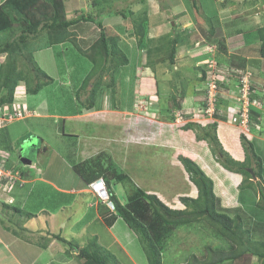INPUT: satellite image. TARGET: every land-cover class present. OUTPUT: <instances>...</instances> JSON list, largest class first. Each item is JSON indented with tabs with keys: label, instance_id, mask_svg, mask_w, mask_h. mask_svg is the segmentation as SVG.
I'll return each mask as SVG.
<instances>
[{
	"label": "rangeland",
	"instance_id": "obj_1",
	"mask_svg": "<svg viewBox=\"0 0 264 264\" xmlns=\"http://www.w3.org/2000/svg\"><path fill=\"white\" fill-rule=\"evenodd\" d=\"M93 1L66 0L67 17L74 18L81 13L96 14L98 11ZM193 1L146 0L144 7L135 0L113 1L118 9H127L130 8L128 5H131L133 12H140L148 7V39L170 36L173 34V27L176 33L187 31L188 35H191L189 44L178 48L175 64H171L169 55H165L152 59L155 68H147V50L140 51L138 39L131 35L132 25L129 22L133 23L135 16L128 15V20L122 17L104 18L108 34L120 37V46L130 61L120 78L122 84L118 105V109L124 110L128 115L112 112V103H118V99L115 100L109 91L105 92L106 102L104 98L101 107L95 110L98 112L82 119L67 121L60 116L55 119L39 117L34 119L33 123L30 117L34 114L30 113L29 109L25 111L26 108L20 111L22 116L13 115L22 122L18 123V128L15 126L11 142L29 136L22 144L27 145L26 152L33 158H27L26 162H33V165L30 171L25 170L29 178L17 179L19 182L13 183L17 189L13 191L12 206L22 210L16 212L3 209L0 204V229L6 231L5 239L0 242V264H31L36 258L38 259L34 264L84 263L85 260L79 251H73L67 243L54 238L53 251L41 250L51 241L53 234H60L64 239L78 242L81 247H85L97 234L104 246L113 241L122 245L128 259L132 261L129 263L148 264L139 241L136 237L132 238L125 224H117L115 229H111L99 216V223L104 225V230H94L91 222L87 220L90 207H93L94 201L98 204V198L94 197L91 190L93 196L86 194L85 197L80 193L83 191V184L73 169L82 161L76 152L78 145L94 151L92 157L103 152L105 165L114 167L116 171L129 177L126 184H114L123 200H127V195L133 193L137 187L146 193L157 195L169 207L181 210L186 209L181 197L196 199L199 195L181 162V157H191L214 182L217 211L232 218H242L253 239L264 241V199L261 195L262 189L264 192V171L261 177H258L253 169H250L253 178H248L228 172L216 157L218 155L224 158L228 153L236 160L244 161L248 156L255 161L249 147L252 144L264 162V61H261L257 69L248 67L247 72L243 70L241 77L231 71V67L235 69L245 58H248L245 60L249 62L259 57L260 42L255 36L257 37V29L264 26V0H196V6ZM239 30L241 33H237ZM76 31L69 45L63 49L57 48L63 51L60 58L54 59L56 52L49 54L52 52L44 51L36 54L41 67L52 75L55 81L54 86L50 85V95L49 89L47 92L45 87L38 94L28 97L35 103L46 98L45 102L48 103L51 113L74 114L81 108L75 105L73 90L62 79L78 81L76 91L81 87L91 65L87 58L75 50V45L78 43L80 47L87 49L92 45V41L97 39L99 31L96 28L93 30L97 37L86 31L84 39H81L83 34L78 28ZM14 40L13 32L0 33V45ZM34 40L31 38L30 41ZM2 57L5 63L7 54H0V58ZM24 64L32 67L27 58H21L19 65L22 67ZM57 70H61L65 75L58 74ZM20 84L26 87L24 82ZM215 84L218 89L211 90ZM184 89L185 95L182 94ZM245 93L246 97L253 98L254 102L251 104L252 110L247 108L248 122L242 123ZM79 96L81 97V94ZM174 98L181 107L173 103ZM82 100H85V96L79 101L82 103ZM239 111L241 113L238 118ZM29 114L31 116H28ZM1 115L0 112V120H5ZM171 115L174 116L173 120ZM189 122L195 123V126L185 130ZM214 123L218 125L217 131L214 132L218 143L210 144L200 140L206 137V133H213ZM93 129L96 132L95 137L99 139L92 137ZM76 134L87 140L80 138V142H76ZM242 136H245V141ZM107 138L110 141L107 142ZM6 139L0 140L6 142ZM41 139L44 142L40 145ZM243 142L249 153L242 146ZM22 144L17 147L12 143L14 151L20 152ZM2 147L8 146L4 143ZM6 155L11 156L9 152ZM252 167L255 170L254 163ZM5 173L7 176L8 172ZM49 177L52 182L58 177L59 182L65 186L75 180L77 183H74L75 189L67 190L69 194L61 192L58 197L50 192L53 191L50 181L45 182ZM3 181H6V187L13 186L5 178ZM22 182L27 186L36 183L24 189L20 188ZM244 183H251L252 188L242 190L241 185ZM26 189L34 192L27 196ZM7 193L9 194L8 191ZM7 193L0 191V203L8 198ZM259 205H262V208ZM92 209L96 215L98 206ZM28 213L36 218L27 216ZM51 215L55 221L58 220L53 226L49 223ZM59 219L65 223L69 220L68 225L59 226ZM44 223L46 228H43ZM34 227L36 232L31 229ZM19 236H24L26 240ZM163 244L164 248L161 250L164 264H187L194 260L193 257L202 261L213 253H227L234 248L230 241L202 220L175 228ZM39 251L42 252L41 255ZM117 255L120 259V254ZM225 264L261 263L258 257L247 254Z\"/></svg>",
	"mask_w": 264,
	"mask_h": 264
},
{
	"label": "trees",
	"instance_id": "obj_2",
	"mask_svg": "<svg viewBox=\"0 0 264 264\" xmlns=\"http://www.w3.org/2000/svg\"><path fill=\"white\" fill-rule=\"evenodd\" d=\"M113 1L118 0H94L93 5L98 11L96 14L81 13L77 17L68 18L66 0H4L0 4V33L13 32L15 40L0 45V54H7V59L0 69V108L14 103L15 92L20 82L25 83L26 91L30 95L38 94L45 87L52 84L54 79L38 65L34 58V53L60 44L70 43L71 38L77 32V28L82 30L83 24L92 23L95 24L100 32L94 43L86 50L82 49L78 43L74 44L75 49L87 58L91 65L89 73L78 89L77 97L81 100V97L85 96V100H82V103L85 108L91 110L101 107L102 101L106 97L105 92L109 91L115 100L118 99V103H115L116 101L112 103L113 110L118 109L120 85L122 84L120 78L123 69L129 66L130 61L127 53L120 46V37L108 34V30L104 25V18L106 17H122L128 20V15L135 16L133 23L128 22L132 25L131 35L138 39V49L140 51L147 50V58L149 59L146 63L147 68H155V62L152 59L165 55H169V62L175 64L178 48L189 44L191 35H188L187 31L176 33L174 31L175 27H173V34L170 36L164 35L158 39H148L150 20L148 7L146 10L133 12L131 5H128L130 8L127 9H118V6ZM122 1L125 2V0ZM135 1L142 4L143 7L146 4V0ZM193 4L196 6V0L193 1ZM163 7L168 8L165 5ZM237 33H241V30ZM31 38L35 40L30 41ZM247 38L249 40V37ZM255 38L260 42L259 57L252 56V58L256 57L257 59L249 60V62L245 60H248V58H245L235 69L231 67L233 74H238L237 76L241 77L243 70L246 71L248 67L252 70L257 69L261 61H264V26L257 29V37L255 36ZM151 43L155 44L151 46ZM241 49H238L239 52L244 54ZM21 58H27L32 67L27 64L21 67L19 65ZM36 78L40 80L37 81ZM80 94L81 97L79 96ZM182 94L185 95V89ZM251 100L253 101V98ZM173 103L181 107L176 98L173 99ZM252 108L250 106V110ZM171 119H174L173 115H171ZM194 126L195 123L189 122L185 130L192 129ZM212 129L213 133H206V137L200 140L208 141L210 144L218 143L217 135L214 133L217 131L218 125L214 123ZM0 137V139L7 138L6 142L0 140V149L12 154L14 150L8 145L11 142L9 131L6 127L0 129ZM242 139L245 141V136H242ZM4 143L8 147H2ZM242 146L247 151L244 142ZM249 147L255 161L248 156L244 161L236 160L225 151L226 158L218 157L217 154L216 157L228 172L253 178V174L250 173V169H253L255 176L261 177L260 175L264 171L263 159L257 154L255 145L250 144ZM33 151L35 152V150ZM102 154L104 155L102 152L94 157L82 160L73 167L85 186H89L101 178L106 183L108 200H98V213L96 211L97 214L95 215L98 219L93 215L87 219L91 222L94 230H97V228L104 230V225L99 223L100 217L104 219L106 226L111 229H115L117 224H125L132 238L136 237L139 241L147 263L164 264L161 248H164L163 243H166L173 230L202 220L230 241L234 248L227 253H213L209 258L202 261L197 259V257H193L194 260L187 262V264H225L247 254L258 257L259 262L264 264V241H255L253 239L251 231L245 228L242 218L238 216L232 218L226 213L217 211L214 182L191 157H181V162L190 176V181L198 189L199 195L196 199L181 197V202L186 206V209L181 210L169 207L157 195L146 193L143 189H138L137 187L133 193L127 195L126 201L123 200L114 184L118 185L117 182L126 184L129 181V177L118 172V170L116 171L114 167L105 165ZM4 163L6 164L1 165L2 167L15 172L21 171L23 178L27 177L25 170L27 171L31 168V166L26 167L13 154L8 159V162ZM252 163L256 166L255 170L252 167ZM21 165L25 166L22 167ZM113 181L116 183H113ZM35 183L28 186L26 184L21 186L20 184V188L23 187L25 189L26 187L34 186ZM251 186V183H244V185H241V189H251ZM16 189L15 187L14 191ZM26 191L28 192L27 196L34 192H30L29 189H26ZM261 195L264 199L263 189L261 190ZM3 207L6 209L9 206L3 205ZM259 207L262 208V205H259ZM9 208L16 212L21 211L16 206ZM28 215L30 217L33 216L30 213ZM93 218L95 221L92 220ZM53 238L67 243L73 251H79V254L85 260L83 264H131L129 262H132L131 259H128V255L122 245L113 241L108 246H104L101 244L97 234L85 247H81L78 242L64 239L60 234H53L50 240L52 241ZM51 241H48L44 248H47ZM111 245L112 247H110ZM117 253L120 254V259Z\"/></svg>",
	"mask_w": 264,
	"mask_h": 264
},
{
	"label": "crops",
	"instance_id": "obj_3",
	"mask_svg": "<svg viewBox=\"0 0 264 264\" xmlns=\"http://www.w3.org/2000/svg\"><path fill=\"white\" fill-rule=\"evenodd\" d=\"M3 1L4 0H0V4H2L3 3ZM105 21L106 20H104V24H105ZM91 26H93L94 27V29L96 28V26H95V24H83V29L82 30H79V32H81V34H83L82 36H80L81 37V39H84L85 37H84V34H86V31H88L90 34H94V37H97L96 36V33L93 31L94 29H93V27H91ZM106 27V26H105ZM97 29V28H96ZM98 30V29H97ZM99 31V30H98ZM100 33V32H99ZM98 36H99V34H98ZM98 38V37H97ZM95 41V40H94ZM94 41H92V44L94 43ZM83 42V41H82ZM67 45H69V43H64V44H60V45H57V46H53V47H51V48H48V49H45V50H42V51H37V52H35L34 53V57H35V60H36V62L38 63V65L41 67V65H40V63H39V59L37 58L36 59V54H39V53H42V52H44V51H49V52H52V53H49V54H54L55 52H56V55H55V57L56 58H54V59H58V58H60V56H62V52L63 51H61V49H57L58 47H62V49L63 48H65ZM73 48V47H72ZM89 48V47H88ZM87 48V49H88ZM82 49H84V48H82ZM65 50V49H64ZM76 50V49H75ZM84 50H86V49H84ZM4 63V57H2V58H0V67H1V65ZM42 68V67H41ZM43 69V68H42ZM45 72H46V70L45 69H43ZM50 77H52L53 78V76L52 75H50L48 72H46ZM57 73L58 74H60V75H65V74H62V72H61V70H57ZM66 74H67V72H66ZM70 76V75H69ZM62 77V76H61ZM64 77V76H63ZM54 79V78H53ZM55 81V80H54ZM62 81L68 86V87H70V89H72L73 91V94H74V97L73 98H75L76 100L74 101L75 102V105L76 106H80L81 108L79 109V110H77V112H75L74 114L72 113H67V114H57V113H51V112H49V110H48V103H46L45 102V100H46V98H44L43 100H41V101H38V102H31V100L29 99V95L30 94H28V92L24 89V85H19L20 87L18 88V91L16 92V96H15V100H14V103L12 104V105H10V106H5V107H2V108H0V112H1V116L4 118L5 116H6V113H9V112H12L13 111V108H15V104L19 107H22V109L24 110L25 108V111H29L30 110V113H32V114H34L32 117H30L31 118V120H32V122H33V120L34 119H36V118H39V117H43L44 119H49V118H57L58 116H60V117H64L65 118V120H73V119H82L83 117H85V116H88V115H90V114H92V113H94V112H98V111H95L97 108H94V109H91V110H88L87 108H83V104L79 101V99H78V97H77V92H78V90L76 91V88L78 87V85H79V83H78V81H72V80H65V79H62ZM83 81V80H82ZM54 84V82L52 83V85ZM51 85V84H50ZM50 85L49 86H47V88H46V90H47V92H48V89H49V95H50V93H51V88H50ZM54 86V85H53ZM57 86V85H56ZM136 92H138V90L136 91ZM47 96H48V94H47ZM74 100V99H73ZM136 104H137V102H136ZM29 107V108H28ZM2 109V110H1ZM29 109V110H28ZM85 110V111H84ZM98 110V109H97ZM7 111V112H6ZM3 112V113H2ZM6 112V113H5ZM112 112H115L116 114H122V113H124V115L126 114V115H128L129 113H126V112H124V110H119V109H116V110H113ZM131 114V113H130ZM28 116H31V114H29ZM121 118V117H120ZM85 119V118H84ZM27 120V119H26ZM28 120H29V118H28ZM25 121V120H24ZM20 122H22V121H14V122H12V123H8V124H3V121L2 120H0V129H2V128H4V127H6V129L9 131V134H10V137L12 138L13 137V134L15 133V126H17L18 125V123H20ZM26 122V121H25ZM34 123V122H33ZM17 128H18V126H17ZM16 128V129H17ZM11 129V130H10ZM14 130V131H13ZM94 130V129H93ZM94 135H92V137L94 138V139H99L98 137H95V135H96V132H95V130H94ZM16 135V134H15ZM76 138H77V141L76 142H78V140H79V142H80V138H82V140L83 139H85V140H87L85 137L83 138V137H80L81 135L80 134H76V135H74ZM15 137V136H14ZM26 137L24 136V137H22L21 139L23 140V139H25ZM22 140H20V141H22ZM94 142H96V141H98V140H93ZM106 141L108 142V141H110V139L109 138H107L106 139ZM42 142H44V140L43 139H41V142H40V144H42ZM92 142V141H91ZM78 148L79 149H76V152L79 154V157H81L82 159H80V160H85V159H87V158H90V157H92V152H94V151H91V149H88V148H86V147H79V145H78ZM94 150H96V147H94ZM94 154H96V153H94ZM94 154H93V156H94ZM98 154V153H97ZM28 159L30 158V159H33L32 157H27ZM62 164H64L63 162H62ZM49 165V164H48ZM46 176L47 175H45V178H46ZM28 177V176H27ZM26 177V178H27ZM25 178V179H26ZM29 178V177H28ZM50 179V180H49ZM49 179H46V181L45 182H48V181H50V185H51V188L53 189V191H50L51 193H53V195H58V197H59V193H61V192H63L64 194H69L68 192H67V190L69 191V190H71V189H75L74 188V183H77L76 181L77 180H75V181H73V182H71V183H69V185L68 186H65L64 184H62L61 182H59V178L58 177H56V180H55V182H52V179H51V177H49ZM79 182V181H78ZM82 184V183H81ZM24 185H25V183H24ZM23 188V187H22ZM81 189H83V191H81L80 193H82V194H84L85 195V197H86V194H90V195H92L91 193H90V190L88 189V187L87 186H85V185H83L82 187H81ZM19 190V189H18ZM84 195H82V196H84ZM93 196V195H92ZM77 201H78V198H77ZM96 201H94L93 202V207L91 206L90 207V213H89V215L90 216H92V215H95L94 213H93V209L92 208H96V206H97V204L95 203ZM90 204H91V201H90ZM20 210H22L21 208H20ZM54 215V214H53ZM27 216H29V215H27ZM89 216V217H90ZM30 217V216H29ZM36 218V216H32V219H35ZM34 221V220H33ZM58 221V220H57ZM57 221H55V218H53V216L51 215V216H49V223H50V225L51 226H53V224H55ZM40 222H42V221H40ZM68 223H69V220H67V222L65 223L64 222V220L63 221H60V219H59V226L60 225H63V224H66V225H68ZM42 224V223H41ZM44 225V227L43 228H46L45 227V223L43 224ZM22 230L24 229V227L23 228H21ZM30 229V228H29ZM31 229H33V232H36L37 230H35V227L34 228H31ZM124 229V228H123ZM52 230V229H51ZM2 232V234H0V242L2 241V239H5L4 238V233H6V231L5 230H1L0 229V233ZM29 235V234H28ZM3 237V238H2ZM20 238H23V239H25L26 240V238L24 237V236H19ZM5 245L7 246L8 244L7 243H5ZM53 248H54V243H53V241L50 243V245H48V247L46 248H42L41 250H43V251H45V250H48V249H50V250H52L53 251ZM8 249L10 250L11 248H10V246L8 247ZM50 250H48V251H50ZM39 254L41 255L42 254V252H40L39 251ZM39 255V256H40ZM37 259L38 258H36L33 262H31V264H34L36 261H37Z\"/></svg>",
	"mask_w": 264,
	"mask_h": 264
},
{
	"label": "clouds",
	"instance_id": "obj_4",
	"mask_svg": "<svg viewBox=\"0 0 264 264\" xmlns=\"http://www.w3.org/2000/svg\"><path fill=\"white\" fill-rule=\"evenodd\" d=\"M20 86L18 85V88H19ZM25 90H26V88H24ZM250 99V98H249ZM251 100V99H250ZM105 102H106V97H105ZM251 102H254V101H251ZM2 110V109H1ZM24 111L23 109H22V107H18L16 104H15V108H13V111L12 112H9V113H7L6 114V116L4 117L5 118V120H3V123H12V122H14V121H18L16 118H14V114H15V112H17V111ZM13 117V119H14V121H11L10 120V117ZM27 119H28V117H27ZM9 136H10V134H9ZM26 138L25 139H18V141H15V142H11V137H10V146L12 147V143L13 144H15L17 147H19L24 141H26L27 139H28V137L29 136H25ZM20 140H22V141H20ZM31 143V142H30ZM33 144V143H32ZM41 145V144H40ZM26 144H22V146H21V148H20V152H13L12 154L14 155V156H16V159L17 160H20L21 161V163H23V164H25L26 165V167L28 166V167H30V166H32L33 165V162H26V159H27V157H31V156H29V153L27 154V152H26ZM13 148V147H12ZM40 148H42V146H40ZM39 148V149H40ZM14 150V149H13ZM8 153V151H5V150H3V149H0V159L3 161V162H8V159L12 156V154H11V156L10 155H6ZM23 157H25V159H23ZM100 182V183H104V185H105V187H106V183H105V181H104V179L103 178H101V179H98V180H96V181H94V182ZM93 182V183H94ZM92 184V183H91ZM90 184V185H91ZM90 185L89 186H87L88 187V189L90 190ZM92 193H93V191H91ZM7 193V192H6ZM7 195H8V198L5 200V202H3V203H0L1 205H2V208L3 209H5V207H3V205H5V206H9V207H14V206H12L14 203L12 202V200L14 199V192H10L9 191V194L7 193ZM93 195H94V197H96V198H98L94 193H93ZM104 197H105V199L108 197V193H107V188H106V193H105V195H104ZM1 198V197H0ZM99 200V199H98ZM108 200V199H107ZM9 207H7L6 209H10Z\"/></svg>",
	"mask_w": 264,
	"mask_h": 264
},
{
	"label": "built area",
	"instance_id": "obj_5",
	"mask_svg": "<svg viewBox=\"0 0 264 264\" xmlns=\"http://www.w3.org/2000/svg\"><path fill=\"white\" fill-rule=\"evenodd\" d=\"M215 90V89H218V86L215 84L213 85V88H211V90ZM246 94H244V97H245V101L244 102V111L241 113V111H239L238 113V118L240 116V113H241V116L243 117V122L242 123H246L248 122V110L247 108H249L252 104L251 100L249 99V97H246ZM243 99V98H242ZM20 112L19 110L17 112H15V115L16 116H22V113H18ZM13 119V117L11 116L10 117V120ZM1 170V169H0ZM0 179H1V176H0ZM90 190L93 191V193L98 197V199H103L104 201H106L108 199V197L105 199L104 195L106 193V187L104 185V183H100L99 181L98 182H94L90 185Z\"/></svg>",
	"mask_w": 264,
	"mask_h": 264
},
{
	"label": "bare ground",
	"instance_id": "obj_6",
	"mask_svg": "<svg viewBox=\"0 0 264 264\" xmlns=\"http://www.w3.org/2000/svg\"><path fill=\"white\" fill-rule=\"evenodd\" d=\"M29 161V160H27ZM5 163L0 160V176H1V179H0V191H10V192H13L16 185H14V181L16 182H19L18 180L19 179H23V177L21 176V171H13L11 169H6L4 167H2L1 165H4ZM5 172H8L7 173V176L5 175L6 173ZM3 178H5V180H7L9 183L13 184V186H10L8 185V187H6V181H3ZM18 179V180H17ZM22 184H24V182H22Z\"/></svg>",
	"mask_w": 264,
	"mask_h": 264
}]
</instances>
